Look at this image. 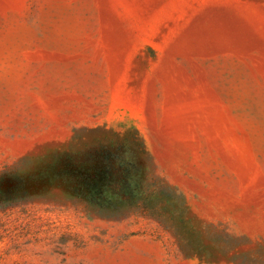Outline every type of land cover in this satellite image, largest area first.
Listing matches in <instances>:
<instances>
[{
	"label": "rangeland",
	"instance_id": "374dc122",
	"mask_svg": "<svg viewBox=\"0 0 264 264\" xmlns=\"http://www.w3.org/2000/svg\"><path fill=\"white\" fill-rule=\"evenodd\" d=\"M0 264H264V0H0Z\"/></svg>",
	"mask_w": 264,
	"mask_h": 264
}]
</instances>
